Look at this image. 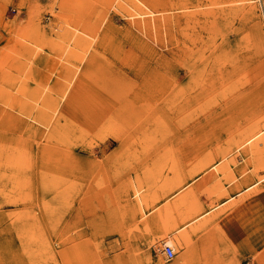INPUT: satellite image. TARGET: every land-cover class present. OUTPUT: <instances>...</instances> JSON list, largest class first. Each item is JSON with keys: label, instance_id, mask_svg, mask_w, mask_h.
<instances>
[{"label": "rangeland", "instance_id": "obj_1", "mask_svg": "<svg viewBox=\"0 0 264 264\" xmlns=\"http://www.w3.org/2000/svg\"><path fill=\"white\" fill-rule=\"evenodd\" d=\"M249 1L0 0V118L6 119L11 114L30 122L23 113H31L32 107L41 106L43 98L49 93H55L57 103L61 101L62 112L68 104L63 100L68 98L70 101L72 94L81 88L87 98L96 97L104 101V92H115L112 96L117 95L116 100L127 92L134 97V107L146 112L153 105L148 101L149 96H143L142 92L146 85H153L155 77H162L168 82L174 76L176 84L164 91L162 96H170V100L173 96L179 98L167 104L163 111L169 115L168 119L148 126L149 129L143 130L128 144L130 150L124 148L117 154L113 153L120 143L115 136H128L135 127L125 128L120 119L110 126H100L103 128L94 126L93 122L69 119L67 134L75 144V156L84 164L83 173L74 181L71 199L63 202L69 205H60L66 216L54 217L53 224L49 220L52 216H46L42 209L45 199L41 189L43 176L40 167L49 157L35 158V149L25 147L29 142L24 143V147L20 143L19 149H16L15 139L32 141L31 138L17 132L10 119L6 125L2 124L6 132L0 127V146L4 144L6 151L2 153L4 150H0V196L4 199L3 194H6V201H0V264H57V259L49 255L47 247L45 253L42 251V237L46 234V238H54L52 244L59 247L56 240L67 231L69 235H77L81 241V264H214L211 262L217 259V253L204 256L211 249H219L220 264H264V182L250 192L244 191L249 185L256 184L264 171L249 152L235 153L229 161L235 159L237 164L204 187L196 188V207L200 212L214 208L230 194L242 193L237 200H233V204L228 203L214 211V223L209 232L212 231L219 241L216 250L209 243L206 244V238L204 241L208 232L197 230L191 245L175 251V257L168 259L164 250L169 245L165 243L164 236L170 229L161 224L156 212L151 213V206L144 201L148 192L152 194L157 191L159 199H164L173 189L165 183L169 184L177 175L179 182L202 177L206 166L218 161L226 148L254 135L257 132L256 121L264 119V0ZM242 5L248 7L243 11L240 9ZM206 9L214 15L193 16ZM152 12L156 14L150 15ZM131 14L137 15L138 20H143L141 14H148L145 16L148 21L135 25L131 22ZM61 28H77L92 36L98 32L101 38L110 29L112 41L105 55L93 51L82 71L76 65L74 73L70 75L60 73L63 62H59L54 69L52 58L56 62L59 60L51 53L39 51L31 45L34 54L31 55L21 48L33 43L35 37L50 43L58 42ZM132 33L159 52L169 54L159 61L152 54L130 56L132 53L129 52L128 42ZM166 37L180 42L194 37L198 41L191 46L190 55L173 57L170 50L175 49L177 43L170 45L169 49L158 45V40ZM208 40L214 43L212 49H218L216 53L208 51L205 55H197L201 43ZM197 66L200 69L199 87L196 86L197 78H188L189 68ZM176 86L181 88L177 90ZM174 102L182 103V106H175ZM111 119H116L115 108ZM50 126L40 125L47 138ZM242 135H246V139ZM143 148L158 150L156 157L153 158V155L151 158L156 164V171L141 183L133 177L146 171L147 167L140 169L137 166L133 173H127ZM208 155L213 158L211 163L207 161L209 165L206 163ZM108 158L114 159L116 164L106 162ZM173 158L177 163L174 164ZM229 161L226 162L230 164ZM171 166L173 170H170ZM152 167L150 165L149 169ZM248 169L252 171L236 182L233 188H224L225 195L214 193L212 187L216 183L224 185ZM212 173H216V170L212 169L203 177ZM90 174L96 179L94 182ZM200 182L201 178L196 183ZM161 186H165L168 194ZM139 190L143 202L136 195ZM7 196L10 200H7ZM48 201L49 197H46ZM132 201L138 202L139 206H131ZM177 217L180 218L179 223H185L182 217Z\"/></svg>", "mask_w": 264, "mask_h": 264}, {"label": "bare ground", "instance_id": "obj_2", "mask_svg": "<svg viewBox=\"0 0 264 264\" xmlns=\"http://www.w3.org/2000/svg\"><path fill=\"white\" fill-rule=\"evenodd\" d=\"M251 2H254V0H250L248 3H251ZM136 6H138V5H136ZM242 6L243 7H241L240 9L243 11L245 8L248 7V6L246 7L244 5H242ZM121 7H123V6H121ZM121 7L119 6L118 8H121ZM124 7H126V6H124ZM186 10H188V9H186ZM121 11H123V10H121ZM211 13H212L211 10L206 9L204 11L196 12L195 14H193V16H195V15H210ZM154 14H156V13H154V12L150 13V15H154ZM147 15L148 14H141L140 16H143V20H138L136 18L137 15L131 14V16H130V18L132 19L131 22L135 25L138 23H141L142 21L147 22L148 19L145 18V16H147ZM250 16H251V14H249L248 17L250 18ZM167 22L169 23V21H167ZM105 23L107 24L108 20ZM101 27L102 26H100L98 29H100ZM109 30L106 31L101 38L98 32H95L94 35L92 36V35L88 34L87 32H84V31L79 30L77 28H73V29L61 28L60 32L58 33V39H59L58 42L50 43V42L44 40L43 38L37 40L35 37L33 43H31L29 45L27 42L28 45H23L21 48H23V50L26 54H31V55H34V54H32L33 49H32L31 45L36 46V48L39 51L44 50V52L51 53V56L56 57L57 58L56 60H59L56 62L55 59L52 58L53 66L55 67L54 69H56L58 67L59 62H63V64H62V65H64L63 68L62 69L58 68L59 70L61 69L60 73H65L66 75H70L71 73L72 74L74 73L73 68L76 65L78 66L79 71L80 72L82 71L84 64L88 61V59L92 55L93 51H96L97 53H99L101 55L106 54L105 51L107 50V46H109L111 44V41H112L111 32ZM130 36L131 37L129 38V42H128V44H129L128 46H130L129 52L132 53V54H130V56H133V54H138V53H140L142 55H150V56L152 54L154 57L158 58V61H159L160 58L164 57L165 54L166 55L169 54L168 52H164V53L159 52L158 50L154 49L151 45H149V43L145 42L141 38H138V36H136L133 33ZM186 41H188V42H186ZM186 41L180 42L178 40H173V38L166 37L164 39L160 38L158 40V45L162 46L163 49H169L170 45H175L177 43L176 48L170 50V53L173 54V57H178L180 55L188 56L191 54V51H192L191 46L192 45L194 46L196 44V42L198 41V38L192 37L191 39H186ZM211 45H214V43L212 44L211 40H208L207 42H202L201 47L199 48L197 55H199V56L205 55L208 53V51H210L211 54H215L218 49H212ZM208 48H211V49L207 50ZM122 50L124 51L125 48H123ZM35 51L36 50H34V52ZM134 51H136V52H134ZM54 62H56V63H54ZM217 66H216V68H217ZM177 70H179V69H177ZM189 70H190V73L188 72L189 73L188 78L189 79H192V78L196 79L197 78L196 86L199 87L200 83H201L200 77H198V75L200 73L199 66L190 67ZM232 71H234V70H231V72ZM237 71H239V70H237ZM245 71H246V69H245ZM174 72H176V71H174ZM219 72H220V70H219ZM74 75H76V71H75ZM202 76H203V74H202ZM74 77L75 76H73L72 80L74 79ZM245 79H247V78L245 77ZM76 81L77 80H75L73 82V87H74ZM248 82H250V81H248ZM131 83H132V81H131ZM152 83H153V85H150V86L146 85L147 87L145 86V89L142 92L143 96L144 95L149 96V97H147L148 101H151L152 105H153L146 112H142V110L136 109L134 107V103H135L133 101L134 97H132L130 94H127V92L122 94V97L118 98L117 100L115 99V98H117L116 97L117 95L112 96L115 94V92H111V91H107L106 93L104 92L103 94L106 95V100L104 101L103 99L99 100V98H96V97H93L92 99L87 98L84 90L81 88V89L76 90L72 94L70 101L68 100V98H65L63 100L64 103L66 102L68 104L62 112H60L61 101L59 103H57L58 100L54 96L55 93H54V95L49 93V95H47V96L44 95V97L45 96L46 97L43 98V100L41 102L42 103L41 106L32 107V109L30 111L31 113H28V114L25 112L23 113L24 116L28 117L30 122L25 121L23 118H20L19 116H13L11 114H8V117L6 119L0 118V127L5 130L4 132H6V127L3 125H6L8 123V120L10 119V122L13 123V126L15 127V130L17 132H23L26 137L28 136L29 138H31L32 141H28L24 138L15 139V142L17 144L16 149H19L18 145H20V143L24 147V143L29 142L30 144L25 145V147L26 148L32 147L33 149H35V152H34L35 158H37V159L43 158V156L49 157L46 162L44 161L41 163L40 170H41L42 176H43V182H41L42 183L41 189L43 191V196L45 199V203H42V209L47 213L46 216H48V215L52 216V218L49 219L50 224L54 223V220H53L54 217L55 218H62V217L66 216L65 212H63L60 209L61 208L60 205L64 204L63 202H65L66 199H71L70 197L73 194V191L71 189L73 188L74 181L78 180L79 175H81L83 173L82 169H83L84 164L81 160H79L75 156V153H76L75 144L71 140V138L69 136L70 134L69 135L67 134L68 128H70V126L68 124L69 119L72 118L73 120H76L77 122L84 121L85 123L88 122L90 124H92V122H93V125L98 126V127L103 126V125L110 126L112 123H114V121H116V120L118 121L120 119L119 121L124 125L125 128L132 126V127H135V129L131 127L132 129H134V132H132L128 136L124 135V134L115 136V138L118 140L120 145H119L118 149L113 154H117L118 152H121L124 148H127V150H130L131 148L128 147V144L132 143V141L135 140L136 137H138V135L143 130H146L148 128V126L152 125L153 123H156L159 121H161L163 123V121L165 119H168L169 115L168 114L166 115V113L163 112L165 110V108L167 107V104L168 105L172 104L173 102H171V101L174 99L179 100V98H177L176 96H173V98L171 100H170V96L169 97H167V96L163 97L162 96L164 94V91L167 92L169 89H171V87H173V85L176 84V78L174 76H173V80L170 79L168 82L165 79H163L162 77H160V78L155 77V79H153ZM206 83H207V81H206ZM246 83H245V85H246ZM58 86H63V84H59ZM180 88H181L180 86H176L177 90H179ZM146 89H152L154 91L151 90L152 92L151 91L147 92V91H145ZM196 89H197V87H196ZM66 92L67 91H65L63 93V98L65 97ZM38 94H40V93H38ZM125 97H128V98L124 99ZM100 98H102V97H100ZM186 102H187V100H186ZM174 105L175 106H182V103L176 104L174 102ZM114 108H115V113H116V119L113 120V119H111V116H112V110ZM175 108H177V107H175ZM54 117H55V122H54ZM263 118H264V116H263ZM164 124H165V122H164ZM164 124H161V125H164ZM40 125H42V126L47 125V127H49L51 125L49 128L50 134L47 133V135L49 134L48 138H47V136H44V133H42V128L40 127ZM157 125H158V123H157ZM195 125L198 126V123H196ZM159 126H160V124H159ZM250 126H253V125H250ZM256 127H257V130H255V131H257V132H255L254 135L252 134V136L249 137L248 139L245 138L246 135H245V137L242 135L246 140H243L240 143H238L239 141H237V144L233 147L230 145L231 146L230 148L228 146H226V147H228V149L226 148V151H225V148H224L223 151H225V152L224 153L222 152L223 154L220 157V159L218 161L214 160L215 163H212L211 165H209L207 161H210V163H211L213 161L212 160L213 158L208 155L209 158L208 157L206 158V163L209 166L208 167L206 166V168L204 169V175L209 173L212 169H215L216 173L209 174L206 177H203L204 176L203 175L202 176L203 179H202V177H200L201 182L199 184L196 182L200 178H196V179H194L192 181H188V182H179L177 179L179 175H177L175 180H173V181L170 180L171 182L169 184L165 183L167 187L169 186L170 188H173L171 192L168 191L169 194H168V192H166V190L164 188L165 186H161V187H163L162 190L165 192V194L166 193L168 194L164 199H159V192L157 190H155L157 192L152 193V194H149V192H148V195H146L144 201L148 205L151 206V208H152L151 213L156 212V217L160 220L161 224H163V226H165V228L167 227L168 229H170V231L164 236L165 243L167 245H169L167 247H172V248H174V250L176 252H178L180 248H182V247L184 248L186 246L191 245V242L196 237L195 233L197 232V230H203V231L208 232L204 236V241H205V238L207 241L206 244L209 243V245L213 246L215 248V250L218 248L217 242H219V241L217 239H215L212 231L209 232V228L214 223V221H213V218L215 217L214 211L216 209H219L222 206L224 207V205H226L228 203L233 204L234 203L233 200L236 199L238 196H240L242 193L230 194L225 200L220 202L214 208H211L210 210H207V211L200 212L196 207V202H197L196 201V199H197L196 188L204 187V185H207L209 182H212L214 180V178L219 177L220 175H222L223 172H226L227 169H230L229 167L237 164V161L235 159L233 161H229L235 155V153H239V152L242 153L244 151L249 152L252 155L254 162H256L257 165L259 166V168H261L264 171V119H262V118L258 119L256 121ZM100 128H103V127H100ZM105 128H107V127H105ZM210 128H211V126H210ZM213 128H215V127H213ZM245 128H247V127H245ZM245 128H243V129H245ZM249 128L251 129L252 127H249ZM194 129H195V127H194ZM187 130H188V128H187ZM126 131H128V129H126ZM252 132H253V130H252ZM135 133L137 135H135ZM241 134H242V131H241ZM246 134H248V133L246 132ZM240 139H242V138H240ZM17 142H19V143H17ZM229 142H231V141H229ZM217 146H219V145H217ZM197 149H200V148H197ZM0 150H1V152H2V150H4L2 152V153H4L6 151V146L4 144L2 146H0ZM157 150L158 149L145 150L143 148L142 153L138 155V157L136 158L137 159L136 162L131 165V167L128 169L127 174L133 173L137 166H139L140 169H142L143 167H147L146 171L134 175L133 179L135 181H138L141 183H143V181L145 182V180L149 179L150 175L152 173H154V170L156 168L155 167L156 164L152 161L151 158L153 155H154L153 158L156 157ZM218 151H220V150H218ZM207 152H209V151H207ZM172 155H174V153ZM168 156H171V155H168ZM235 157H237V156H235ZM171 158H172V156L170 157V159ZM170 159H169V161H170ZM173 159L175 160V158H173ZM192 161H194V160H192ZM204 161H205V159H204ZM226 161H229L230 164ZM33 162H34V160H33ZM106 162L113 164L114 159L108 158V160H106ZM225 162H226V164H224L223 167L222 166L220 167V165H222V163H225ZM37 163H38V161H37ZM114 163L116 164V162H114ZM175 163H177L176 160H175L174 164ZM194 163H196V162H194ZM197 163L200 164L199 161H197ZM206 163H204V164H206ZM174 164H171V165H174ZM150 165L151 166L153 165V167H152L153 169L152 168L149 169ZM96 168H99V166H97ZM171 169H172V166H171L170 170ZM93 170H94V168H92V171ZM190 170L192 171L193 169H190ZM200 170L202 171V169H200ZM191 171H190V173H191ZM251 171H252L251 169H248V170L238 174L237 176L233 177L231 180L226 182L224 185H222L221 182L216 183L215 186H213L214 185L213 184L212 189H215L214 193L215 194L217 193L220 196L225 195L226 194L225 189L233 188V186L236 185V182L243 179ZM197 173H198V171H197ZM194 174H195V172H194ZM90 176H91V181L94 182L96 179L94 177H92L93 174H90ZM228 176H230V175H228ZM224 177H223V179H224ZM263 182H264V175L258 179L256 184L249 185L248 187H246L244 189V191L250 192L257 185H259ZM132 185H133V183H132ZM132 187H134V186H132ZM208 187H209V185H208ZM170 188H169V190H170ZM0 189H1V186H0ZM136 195L139 196L141 201H142V195L140 194V190L136 192ZM3 196L5 198L3 199L0 196V201L1 200L6 201V194H3ZM46 197H49L48 203L46 202ZM13 198H14V196L11 197V199H13ZM7 200H10L9 196H7ZM15 200H13V201H15ZM9 202H12V201H9ZM59 202H61V203H59ZM66 204H64V205H66ZM67 205H69V204H67ZM133 205L139 206L138 202H136V201L131 202V206H133ZM228 205L226 207H228ZM177 216L182 217L183 218L182 220L185 223H183V224L179 223L178 220L180 218H178ZM218 218H219V216H218ZM58 223H60V222H58ZM53 228H54V226H52V229ZM212 230H213V228H212ZM43 236L44 237H42V241H41V242H44L43 246H41L42 251L44 250V253H45L46 252L45 248L47 247L50 250L49 255H51L52 257L57 259V264H81L80 263L81 256H82L81 250H82L83 246L80 245L81 241L79 238H77L78 237L77 235H73V236L69 235V231H67L65 234H63L61 237H59V239L56 240L57 245L59 247H56L55 245L52 244L54 238H46V234ZM205 251H207V250H205ZM213 252H214V254L217 253L218 257L216 260L214 259L213 262H211L213 257H212V259L210 258L209 259L210 262L214 263V264H220V263H218V258L221 256L218 253L219 249H217L216 251H213V249H211L210 251H207L205 255L204 254L203 255L204 256H211V253L213 254ZM214 258H216V257H214Z\"/></svg>", "mask_w": 264, "mask_h": 264}, {"label": "built area", "instance_id": "obj_3", "mask_svg": "<svg viewBox=\"0 0 264 264\" xmlns=\"http://www.w3.org/2000/svg\"><path fill=\"white\" fill-rule=\"evenodd\" d=\"M164 254L165 256L168 258V259H173L176 255V252L174 250V248L172 247H166L165 250H164Z\"/></svg>", "mask_w": 264, "mask_h": 264}]
</instances>
